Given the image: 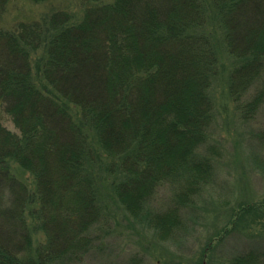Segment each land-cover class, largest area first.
Wrapping results in <instances>:
<instances>
[{
  "label": "trees",
  "instance_id": "obj_1",
  "mask_svg": "<svg viewBox=\"0 0 264 264\" xmlns=\"http://www.w3.org/2000/svg\"><path fill=\"white\" fill-rule=\"evenodd\" d=\"M9 1L0 0V13ZM210 6L239 61L228 90L249 121L264 108V0H82L78 22L57 10L0 31V110L18 128L0 121V264H80L109 222L100 170L160 241L178 234L182 211L214 181L223 154L214 139L220 53ZM38 50L50 92L32 71ZM13 161L34 176V191ZM164 185L171 205L152 213ZM33 232L43 236L35 244ZM227 264H264V250Z\"/></svg>",
  "mask_w": 264,
  "mask_h": 264
},
{
  "label": "rangeland",
  "instance_id": "obj_2",
  "mask_svg": "<svg viewBox=\"0 0 264 264\" xmlns=\"http://www.w3.org/2000/svg\"><path fill=\"white\" fill-rule=\"evenodd\" d=\"M7 4L0 13L2 32L13 30L21 21L40 19L57 10L72 13L75 22L83 16L82 0H11ZM210 9V30L220 53V75L212 87L216 102L214 139L223 153L216 178L191 207L182 211L178 234L172 240L160 241L145 219L130 215L122 206L111 191L105 172L100 170V202L109 222L100 225L96 246L80 264H127L135 255L142 258V264H227L238 253L253 248L264 250V108L249 121L237 113L228 81L239 61L226 51L214 7ZM42 54L39 50L32 54V71L43 91L50 92L46 81L39 77L38 60ZM0 121L18 132L5 111L0 110ZM10 167L30 190H35V179L29 171L14 161ZM172 192L169 185L161 186L149 203V210L154 213L168 209ZM29 222L34 223V219ZM5 226L2 215L0 228ZM41 238V233L33 232L34 244L35 239Z\"/></svg>",
  "mask_w": 264,
  "mask_h": 264
}]
</instances>
